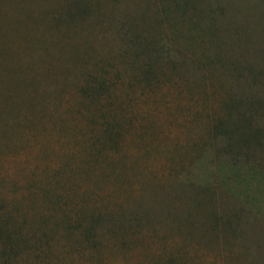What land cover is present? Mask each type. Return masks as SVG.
Returning <instances> with one entry per match:
<instances>
[{
    "label": "rangeland",
    "instance_id": "obj_1",
    "mask_svg": "<svg viewBox=\"0 0 264 264\" xmlns=\"http://www.w3.org/2000/svg\"><path fill=\"white\" fill-rule=\"evenodd\" d=\"M0 264H264V0H0Z\"/></svg>",
    "mask_w": 264,
    "mask_h": 264
}]
</instances>
